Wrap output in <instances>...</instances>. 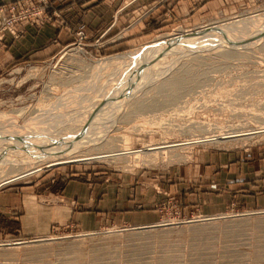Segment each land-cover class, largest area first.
<instances>
[{
  "label": "rangeland",
  "instance_id": "rangeland-1",
  "mask_svg": "<svg viewBox=\"0 0 264 264\" xmlns=\"http://www.w3.org/2000/svg\"><path fill=\"white\" fill-rule=\"evenodd\" d=\"M221 7L223 12L207 14L194 25L170 21L122 50L105 52L98 42L88 46L84 35L81 44L72 40L50 59L11 64L0 73V115L12 117L22 133L59 129L63 112L89 131L95 113L132 85L124 103L103 122V133L75 156L39 165L32 157V166L22 170L0 164V191L28 186L59 170L102 171L115 183L135 176L142 189L151 190L155 187L145 184L160 188L163 180L165 187L154 193L164 200L158 201L157 217L150 223H110L85 231L68 222L31 238L0 234V264H264V204L243 206L230 196L221 206L186 207L172 188L167 190L183 179L195 180L203 153L245 157L264 152V35L254 32L261 29L254 19L243 27L233 22L262 16L264 0ZM51 12L56 16L49 7ZM223 21L226 25L219 29L226 35L201 36L204 26ZM185 33L199 34L190 38L199 42H168ZM244 40L248 42L238 44ZM155 41L164 42L162 49L142 61ZM76 46L82 49L80 60L66 52ZM83 100L90 108L79 115ZM58 111L63 112L55 121L27 124L30 115ZM0 127L3 145L9 133L6 124Z\"/></svg>",
  "mask_w": 264,
  "mask_h": 264
},
{
  "label": "crops",
  "instance_id": "crops-1",
  "mask_svg": "<svg viewBox=\"0 0 264 264\" xmlns=\"http://www.w3.org/2000/svg\"><path fill=\"white\" fill-rule=\"evenodd\" d=\"M13 0H0V4ZM248 0H50L56 12L40 25L25 24L19 36L0 40V73L11 64L41 62L52 58L81 28L85 44H101L102 51L122 50L170 21L192 25L202 17L231 9ZM250 1V0H249ZM221 3V5H220ZM227 11V10H226ZM132 42V43H131ZM195 180L172 184L175 199L186 207L221 206L230 196L243 206L264 204V152L240 157L232 152L203 153ZM103 172L59 170L28 186L0 191V234L31 238L49 233L54 226L73 222L79 230L103 224H146L155 220L164 196L163 180L145 184L135 176L117 183ZM187 181L195 184L191 185ZM198 181V182H197ZM197 182V183H196ZM153 189V188H152Z\"/></svg>",
  "mask_w": 264,
  "mask_h": 264
},
{
  "label": "bare ground",
  "instance_id": "bare-ground-1",
  "mask_svg": "<svg viewBox=\"0 0 264 264\" xmlns=\"http://www.w3.org/2000/svg\"><path fill=\"white\" fill-rule=\"evenodd\" d=\"M258 15H259V13L255 14V15L253 14L252 16L250 15V16L244 17L243 20H241L242 18L237 19V20L235 19L233 22L235 24L239 23L238 25H240V24L242 25L239 27H243V26L250 24L252 19H254V20L258 21V23H256V25L261 28L260 30L254 31V32L261 34V32L264 31V17H263L264 14L262 16L259 15V17H257ZM259 20H261V21H259ZM252 22H254V21H252ZM222 25L223 26L226 25L225 21L220 22V23H216V22L210 23L208 26L206 25L207 27L204 26L201 30L202 31L201 36L202 37H209L210 35H214L216 33H218V34L220 33L221 35L223 34V36L226 35L227 33H226V31H224L223 28L219 29V27ZM226 27H231V26H226ZM253 28H254V26L250 27V29H253ZM236 30H241V29L236 28ZM247 30H249V29H247ZM261 35H264V33ZM198 36H199V34H193V33H190V34L187 33L186 34L185 33V34L181 35L180 37H178L179 38L178 40H174L177 37L174 38L173 40H171L175 36L168 38V42L179 43V42H187L190 40H194V41L199 42L198 41L199 39H190V38H194V37H198ZM220 37H222V36H220ZM245 37L248 39L249 36L248 37L245 36ZM245 37L241 38V39H246ZM249 41H251V40H249ZM155 42L156 43H153V44L151 43L150 47L147 48L148 51L146 53L147 54L146 56L144 55L145 53L143 55H141V56H145V58H142V61H146L147 58L153 52L155 53L159 49H162V45H163L162 43H164V42H160V41L159 42L155 41ZM247 42H248V40H244V41L238 42V44H246ZM66 52L73 53L72 57L75 56V58L80 60L79 56L82 52V49H81V47L76 46V47H73V48L67 50ZM63 55H65V54H63ZM139 61H141V59ZM102 64L103 63H101V65ZM143 66H145V65L143 64ZM51 67H54V66L52 65ZM94 69H90L89 72H91ZM83 71H85V70H83ZM91 77L93 78V76H91ZM131 86L132 85H130V87ZM92 87H95V86H92ZM130 87L126 88L123 91V93L121 94L120 99L114 100V102L111 105H109V107H107V109L105 111H99V112L95 113V115H96L95 116V119H96L95 122L96 123L93 125V127L89 128V131L87 129H83V127H78L81 125V123H79L77 121L76 122H70V120H67L68 116L65 114L66 112H63V111H58L60 113L57 112V114L53 113L51 115L47 114V113L46 114L44 113L45 115H43L41 113H37L39 115H36V114L30 115L27 119V124L28 123L29 124L41 123L47 118L51 119L52 121H55L54 119H56L59 115H61L62 112L64 113L65 116L63 117V120L60 121V123H58V124H62V127H60L59 129L51 130V131L46 128L43 131L41 130L40 133H38L40 130L35 129V128H33L31 130L28 128L25 130L24 133H22L20 131H16L18 124H14L13 122H11L13 120V118L10 117L9 115L5 116L4 114H1L0 115V126L6 124L7 127H3V128H5V130H7L8 131L7 133H9V134H5V138H6L5 141H7V142L4 143V141H3V145L2 144L0 145L1 146L0 147V164L4 163L2 165L10 164L12 166L17 165L18 167L20 165V168L22 170L23 168L24 169L26 168V167H21L23 165H25V166L28 165L29 167L32 166L31 161H30L32 157H37L36 161L35 162L33 161V164L39 165L42 162L53 163L56 160L67 159L73 155L75 156L74 152H77V150L80 149L79 147H81V146L85 147L89 142L94 141L95 139L98 138V136L101 133H103V129H101L103 127V122L105 121V119L108 116H113L116 113V110L118 107L117 105L119 103H120V105L124 103L127 96L129 95V91H130L129 89L132 88V87L131 88ZM50 89H52V88H50ZM77 92H78V90H77ZM80 95L81 94H79V96ZM73 96H75V95H73ZM87 96H90V93H88ZM83 97H84V95H83ZM56 98H57V96H56ZM76 98H78V97H76ZM87 98L88 97H86V99ZM57 102H59V101H56V103ZM84 102H86V103H84ZM88 104H89V101H88ZM88 104H87V100L86 101L83 100L82 103H79V109L77 111V114L84 115L83 114L84 109L87 110L88 108H90V105H88ZM53 106L56 107L55 104ZM59 106L57 105L58 108H59ZM62 106H63V104H62ZM54 109H56V108H54ZM19 112H21V111H19ZM34 113H36V112H34ZM80 113H82V114H80ZM46 115H48V116L44 117ZM101 115H103V118H99V116H101ZM39 117H41V119H39ZM78 123L80 125H78ZM82 124H83V122H82ZM99 125H101V126H99ZM63 129H64V131H63Z\"/></svg>",
  "mask_w": 264,
  "mask_h": 264
},
{
  "label": "built area",
  "instance_id": "built-area-1",
  "mask_svg": "<svg viewBox=\"0 0 264 264\" xmlns=\"http://www.w3.org/2000/svg\"><path fill=\"white\" fill-rule=\"evenodd\" d=\"M49 0H13L0 4V40L4 34L19 36L25 24L40 25L49 21L53 12L48 13ZM84 39L82 30L74 32V43L81 44Z\"/></svg>",
  "mask_w": 264,
  "mask_h": 264
},
{
  "label": "water",
  "instance_id": "water-1",
  "mask_svg": "<svg viewBox=\"0 0 264 264\" xmlns=\"http://www.w3.org/2000/svg\"><path fill=\"white\" fill-rule=\"evenodd\" d=\"M264 33V31L263 32H261V34H263ZM227 42H229V41H227ZM231 43V42H230Z\"/></svg>",
  "mask_w": 264,
  "mask_h": 264
}]
</instances>
